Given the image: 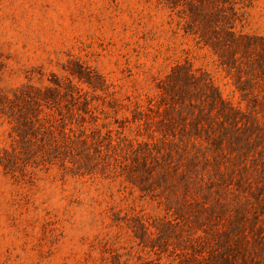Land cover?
I'll use <instances>...</instances> for the list:
<instances>
[{
	"label": "rangeland",
	"instance_id": "374dc122",
	"mask_svg": "<svg viewBox=\"0 0 264 264\" xmlns=\"http://www.w3.org/2000/svg\"><path fill=\"white\" fill-rule=\"evenodd\" d=\"M222 1L0 0V264H264V131L234 130L204 93L172 91L191 70L247 113L236 69L197 40L213 31L198 5ZM236 3L244 7L238 29L264 40V0ZM247 60L261 79L249 90L263 97L264 59L252 52ZM79 66L103 83L73 76ZM69 80L82 94L41 101V116L74 109L69 126L77 133L111 131L116 143L150 146L159 164L182 170L157 173L148 190L140 179L74 176L58 165L5 169L18 121ZM180 114L190 122H171L166 134L165 119Z\"/></svg>",
	"mask_w": 264,
	"mask_h": 264
},
{
	"label": "trees",
	"instance_id": "16d2710c",
	"mask_svg": "<svg viewBox=\"0 0 264 264\" xmlns=\"http://www.w3.org/2000/svg\"><path fill=\"white\" fill-rule=\"evenodd\" d=\"M216 1L220 2V0ZM222 3V6L216 4L214 9H205L204 5H198L205 13L202 21L208 22L209 20L210 24L206 25L208 28L213 23V31L197 35V40L203 46L211 49L223 67L236 69L239 82L238 90L241 92V100L247 104V113L225 101L221 92L212 86V82H202L191 70H186L176 79L172 91L176 93L178 90L181 98L189 99H192L194 94L204 93V98L207 99L209 106L212 109H217L223 120L227 121L225 125L229 124L234 130H247L256 137L264 131V96L254 95L253 92H250L251 89L249 90L252 85L259 86L261 79L258 78L259 73H257L254 63L247 60V55L250 56L252 52H258L259 58L264 59L263 44L260 48L256 44L257 41L263 43L264 40L260 37L249 36L238 29L243 18V13H240L243 6L236 8L238 4L236 0H226ZM257 66L260 72H264V65L258 64ZM82 67L79 66L73 76H77L83 83L94 87L103 83L102 77L96 74L94 76L98 81L95 84L91 78L93 74ZM212 89L213 93H211ZM48 91L52 92V95L35 101L37 112L26 115L18 121L20 139L11 151L5 152L1 160V165L11 173L14 174L17 168H25L30 164L58 165L65 172H70L74 176L102 174L113 178L124 177L134 185L140 179L144 181L146 189L154 190L153 178L157 173L161 178H164L171 172L179 171L180 167H173L171 162L166 159L162 158L159 164V158L150 146L144 151L139 148L142 143L138 144V147L128 140L123 145L119 142L116 143L111 131L102 134L97 128L88 130L83 127L77 133L74 128L69 126L73 115L76 114L74 109H68L67 114L59 110L56 113L50 112L48 116H41L42 104L48 105L52 101L58 105L63 97L74 100L82 94V91L76 87L72 80L58 81ZM55 93H58L59 98L55 96ZM62 93L63 95H61ZM83 111L84 114H88L89 110L85 108ZM143 113L141 111V115ZM212 118L213 116L207 112H199V119L205 121L204 124L212 125ZM138 119L148 123L145 116H140ZM178 121L179 125L183 127L190 122V119L183 114L178 115V118L176 115L169 116L163 122L166 125L165 133L168 134L167 127H171L169 126L171 122ZM195 124L193 127L196 129L204 125L201 122ZM180 175L183 176V173Z\"/></svg>",
	"mask_w": 264,
	"mask_h": 264
}]
</instances>
